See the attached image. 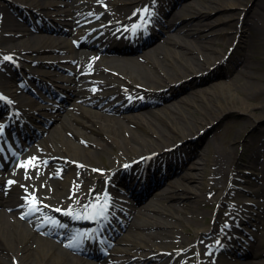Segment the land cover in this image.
<instances>
[{"label":"bare ground","instance_id":"bare-ground-1","mask_svg":"<svg viewBox=\"0 0 264 264\" xmlns=\"http://www.w3.org/2000/svg\"><path fill=\"white\" fill-rule=\"evenodd\" d=\"M243 1L180 0L178 4L170 9L171 13L167 20L156 15H150L149 19L141 20L133 15L135 9L141 11L146 7L154 8L158 0H73L72 2H68V0H11L18 11L15 12L19 13L18 16L26 11L32 14L33 10H36L41 15L44 13V16L51 21L58 24L63 23L71 28L70 30H63V28L48 26V23L38 28L35 27V24L29 23V29L22 31L20 27L23 24L19 21L18 16L16 17L14 14L9 17V24L3 23V31L10 33L11 36L9 38L10 44L5 42L1 46V52L5 57H15L19 65L13 66L14 74L9 72L8 76H5L1 71L7 67L9 61L8 59L0 60V86L11 84L15 82L14 79L25 84L22 96V92L19 91L5 92V95L12 101L11 107L0 104V113H6L7 116L3 120L6 121L10 118L5 129L12 130V124L16 121V117H20V120L24 121L23 129H29L30 131L32 128L28 127L34 126V128L44 129L46 119L54 120L57 125L55 132L59 134L60 146L56 144L54 136H44L42 142L31 150L32 160L36 159L39 162L42 159L46 161L53 156L65 153V158L75 157L78 160L76 161L78 165L72 159L73 164L67 167L65 174L62 172L60 179L50 180L60 189L59 196L52 198V201L62 203L60 210L38 213L36 217L30 219L31 226L28 224L29 221L22 220L18 214L27 211V203L31 200L30 194H34L35 202L39 204L45 205L46 202H49L46 200L48 196L45 194L48 183L41 178L40 167L33 161L29 163L24 160L22 165L17 167L18 172L21 168L23 172L18 173L15 171L7 179L0 178V264H89L73 259L63 251H59L55 243L39 236L37 232L32 230L35 227L41 228L44 233L56 236L59 239H65L68 244H73L76 241L80 250L97 254L99 247L96 246L98 245L96 239L90 238L89 241L85 242L73 239L76 232L81 231V224H87L83 220L88 221V214H91L90 217L93 214H105L109 219L106 222L99 223V227L102 229V231H99L101 237L105 235L103 233L113 229L111 223L116 224L118 218L131 220L136 217L137 219H145L148 222L145 225H138L137 223L130 225V235L118 242L126 245V248L118 251L117 259L119 261L117 263L104 262L103 264H180L186 260V255H182L179 250L169 249V246L173 243L183 246L186 243L185 239L187 238L184 230L191 225V222L187 220L185 214L187 211L190 213L195 211L186 208L184 203L193 206L203 202L202 197L209 192V185L195 183V177L191 176L189 170L197 169V164L195 162L190 164L192 154L188 152L187 143H189L190 138L195 137V134L200 135L208 131L209 126H213V123L223 122L227 115L238 110L236 106L238 104L241 106V113L252 115L256 105L248 102L250 97L259 98L263 96L261 103L264 102V76L262 75H256L260 87L254 93L255 96L251 94L249 97H241L233 88L234 83L242 75L253 77V72L248 68L253 69L256 66L250 61V55L251 58L254 56L259 58L261 53L257 50L256 53H253L251 46L255 48L254 42L256 40L261 41L264 37H261L264 34V0H254L249 7L248 2L250 0ZM19 3H21L20 7L22 9L16 5ZM134 3L135 5L132 6ZM60 4H64L65 9L59 7ZM96 4L98 7H96ZM245 9L247 10L245 11ZM214 11H218L215 18L211 14ZM237 13H239L238 16ZM243 13L244 20L242 21L240 16ZM89 17L91 19L87 20ZM26 19L29 22V18ZM80 24H86L85 28L75 30V26ZM158 26L164 28V33L168 36L167 40L160 37L163 36V33L158 31ZM229 27H234L236 33L242 30L241 36L246 44L242 51V61L235 70L238 69V76H233L230 80L217 81L210 88L192 91V93H189L191 95H188L189 98H193L190 99L192 101L184 100L182 102L184 106H177V102L158 106V109L164 108L163 110L167 112L162 118L159 117V121L148 118V114L156 112L153 109L138 112L136 117L126 113V110L132 109L139 102H133L126 109L121 107L112 108L115 102L120 101L121 96L105 103L113 95L119 93L122 95L124 91H128L126 95L142 92L148 96L154 94L156 96L157 93L163 96L165 94L163 88H168V91L172 92L176 88L173 86L181 80L183 81L178 85V87L181 86L180 89L178 88L179 90L190 87L187 82L193 79L198 72L208 75L223 67L225 61L222 60L225 53L223 55L222 53L225 51L219 52L215 47L219 46L218 40L223 38L224 31ZM153 31L154 33H152ZM20 33L24 34L19 38ZM73 33H76L75 36L78 41L84 35L93 36L90 40L93 44L89 46L94 48L96 52L100 51L102 53V55H95L94 60L97 65H94V68H89L90 70L84 68L87 64L91 66L89 63V59L93 58L91 55L89 56V54L77 50L71 51L70 45L63 40L64 37L66 38ZM196 38L203 44L201 46L197 44L189 45L187 40L191 39L193 41ZM150 39L153 40L152 44L149 43ZM122 42L128 46H134L132 48L133 52L140 48H143V50L136 53L137 55H126L127 48H121L120 46ZM135 46L138 47L135 48ZM205 51L206 56L203 54ZM52 59L55 60L51 61ZM29 60L34 61L35 66L27 69L26 61ZM71 60L76 61L78 66L88 72L93 70L88 76L84 75L82 77L85 79L90 77L103 84H110L112 78L108 73L120 76L113 77L114 82L118 84L117 89L103 91L101 88L97 89L99 85L93 86V84H90L86 86L80 75L72 77L66 73L63 74L62 67H68L69 65L66 62ZM62 63H65V65ZM48 65L56 74H51L45 69ZM103 65L108 70L103 68ZM78 66H69V68L72 71H78L80 69ZM204 71L206 72L204 73ZM191 75L193 77L189 81H184L186 77ZM232 75H234V72ZM131 82L138 83L141 87L137 90L130 89ZM191 83L193 86L196 85V80L191 81ZM42 85H44L43 88ZM55 90L71 92V110L69 105L65 106L66 115H63L60 110L62 107L57 104L58 100H55L54 104L49 106V109H47V105L36 106L40 92L54 94ZM197 93H203V99L196 96ZM100 100L103 103L97 105L101 108L95 111L90 110L88 108L90 106L85 105H92ZM126 102L127 100L123 103L120 102V105H124ZM171 104L176 105L172 108L169 107ZM156 105L159 104L153 103L152 107ZM261 106L262 112H264V105ZM76 109L80 111L81 115L74 113L73 110ZM113 113L120 114L124 120L112 118L111 114ZM82 115H88V120ZM263 118L264 116H258L256 122ZM71 119L74 123L76 122L75 125ZM135 123L137 128L132 127ZM140 125L144 128H138ZM195 127H198L196 131L190 134L186 133L192 132ZM83 129H97L107 132L103 140L91 137L92 141L110 151V146L116 148L115 160L107 164L104 168L105 175H101L99 178L90 176L88 172L92 156H87L83 146L76 144L73 138L63 134V131H65V133L71 132L73 137L82 136ZM122 130L125 133L130 132L135 141L122 136L120 134ZM261 131L264 132V127ZM62 144L63 146H61ZM262 144L256 150L255 155L264 154V140H262ZM184 146L185 148H183ZM72 148H74L73 151ZM36 149H40V153ZM83 153L84 156L82 157ZM204 156L205 168H200L203 171L202 177L207 182L211 180L213 182L215 177L212 175L217 174L216 172L208 173L207 167L210 162H216V164L222 162L209 152H206ZM3 157L8 159L10 155L3 154ZM6 159L0 161V166L6 167ZM237 160H239L237 154L233 153V157L228 162L229 169L237 165ZM125 165L134 166L133 168L138 167L139 170L142 167L144 168L143 173H139L137 176L132 174L131 180L133 185L137 187L134 191L141 193V195H137L139 202L136 199L132 200L142 205L138 204L134 207L131 200L124 207H120L112 202L115 197L119 196L121 198V194L116 196L102 193L105 182L117 177L122 170V166ZM176 165L182 170V175L176 181L171 179L168 182L173 192L169 194L170 196H167L164 193L165 189L156 187L172 175L170 169L173 170ZM151 167L155 168L154 174L156 177L152 176L153 180L156 181L155 184L149 178V173H146ZM162 169H166L167 174L161 175ZM57 172V170L53 171V173ZM209 177L211 178L210 181ZM8 179L14 183H7ZM137 179H140L141 184L147 186L145 190L139 188V184H135ZM210 187L211 189L214 188V186ZM70 188L72 189L70 190ZM150 189L153 191L147 196L148 198H144V194L148 193ZM223 198L225 199V195L221 190L216 192L211 199L219 200ZM166 202L170 206L168 214L164 213V210L168 208L164 204ZM145 205H147L146 210L148 213L139 211L140 207ZM56 206L60 205L56 204ZM17 207H22V209L10 210ZM69 211L72 213L70 216L65 214ZM164 215H169L171 221L167 222ZM63 216L65 219H62ZM50 220L58 223L53 224ZM60 225H63V227ZM104 229L105 232H103ZM208 231V228L198 226L194 230L195 238L191 239V242L205 243L204 236ZM220 234L223 244L230 243L228 245V247H231L230 250L236 249L238 252L242 248L243 245H239L242 238L234 232H221ZM208 244L210 242H206L205 246ZM224 247L226 246L224 245ZM258 252V248L250 246L252 255L255 256ZM205 258L206 255H200L198 264H202ZM254 258L253 264H264V259L260 260L256 256Z\"/></svg>","mask_w":264,"mask_h":264},{"label":"rangeland","instance_id":"rangeland-1","mask_svg":"<svg viewBox=\"0 0 264 264\" xmlns=\"http://www.w3.org/2000/svg\"><path fill=\"white\" fill-rule=\"evenodd\" d=\"M60 1V0H59ZM65 1V0H63ZM72 2L73 0H68V2ZM174 1V0H173ZM222 1V0H221ZM223 1H227V0H223ZM247 0H244L243 2H246ZM252 2H254V0H250L248 3V7L251 6ZM134 4H132V6H134ZM61 8H64L65 5L60 4ZM96 7H98V5L96 4ZM65 9V8H64ZM236 10V9H233ZM247 9H245L246 11ZM13 11V6L11 3H9L8 0H0V25L3 23H10L9 17L13 16L12 14ZM129 11V10H128ZM126 11V12H128ZM218 11H214L212 12V16L213 18H215L217 16ZM245 13V12H244ZM244 13L242 14V16H240V20H244ZM28 16H31L30 14L27 13ZM239 15V13H237V16ZM89 20V19H88ZM47 23L51 26V27H55L57 28L58 23L53 22L51 20H47ZM23 24V23H22ZM39 25V24H38ZM235 25V24H234ZM241 25V23H240ZM28 26L26 25H21L20 30L24 31V29H27ZM61 27H67L65 26V24L62 23ZM70 28V27H67ZM240 28V27H239ZM241 31L239 30L238 33L235 32L234 27H229L227 28L224 32V36L222 39H219V46H216L215 48L219 51V52H223L227 51V52H232V48L235 47L232 55L229 58L228 64H225L223 67L217 69L216 71L212 72L211 74H202L203 72H198L197 74H195L194 78L191 79L193 77V75L188 76L184 79V81H190L187 82L189 83L190 87H187L185 89H180V87H178L179 83L181 81H179L175 86L176 87L172 92L168 91V88H163L165 89V94L163 97L161 94L159 95V93H157V95H150L148 96L145 93L139 92L135 94H127L126 93L128 91H124L121 93H119L118 95H113L111 97L110 100L105 101L109 102V101H113V99H117V96H121L120 101H117L114 103L113 107H125L126 104L124 105H120V102L123 103L125 101V99L129 102L130 100V96H135V97H141L139 100L141 101V103H139L136 107H132V109H129L126 112H129L130 115L132 117H136V115H138L137 112H143V111H150V109L156 110L155 113H151L148 114V118H151L153 120H158L159 121V117L162 118V116L166 115V111H164L162 108L161 110L158 109V106L160 107V105L162 104H170V103H175L177 102V106L181 107L184 106V103H182L184 100H190L193 98H189L188 95H186V92L189 90H194V89H198L201 90L202 88H210L214 83H216L217 81L220 80H224L225 78H228V80L230 79V75L231 78L234 76H238V69L237 71L236 68L237 66L240 64V62L242 61V51L244 49V46H246V44L243 41V38L241 36ZM166 35V34H165ZM263 35H261V37H263ZM73 37L74 36H68L65 40V37L63 38V40H65V42H67V44L69 45H73ZM9 38L7 35V32L3 31V28H1L0 30V45H4L5 42H7L8 44H10L9 42ZM164 39H168V36L166 35ZM249 40V39H248ZM197 41V42H196ZM187 42L189 43V45H194L197 44L199 46H201L203 44V42H201L200 40H198V38L193 39V41L191 39L187 40ZM249 42V41H248ZM247 42V43H248ZM255 43V48L254 46H251V50L253 51V53H256V50L259 51L261 54L259 55V58H256L255 56L253 58H251L250 55V61H252V63L255 64L256 67H254L253 69L248 68L249 70H251V72H253V77H251V75H242L239 80H237L234 85V91L241 97H249L251 96V94H253L255 96V92L259 90L260 87V83L259 81H257V76L256 75H262L264 76V37L262 38L261 41H257L254 42ZM71 47V46H70ZM171 48L173 46H170ZM178 50V49H176ZM83 51H89V49H82L81 48V53ZM87 54H95V51H90V52H86ZM252 53V52H251ZM206 56V51L205 53H203ZM224 54V52L222 53V55ZM203 55V56H204ZM35 57V55L33 56ZM241 57V58H240ZM2 57L0 56V59ZM89 63L91 64V66L89 64H87L86 66H84V68H94V65H97V62L94 59H89ZM73 65V62H71V66ZM34 66L33 62H27L26 63V67L27 68H32ZM74 66H78L77 63L74 64ZM80 67V66H78ZM103 68L107 69L106 66L103 65ZM49 73L51 74H55V72L50 69V68H45ZM65 69V68H64ZM90 70V69H89ZM108 70V69H107ZM69 71L71 73H73L72 77H77L80 75L81 76V80H83L84 84L86 86H89L90 84H93V86L95 85H99V87H97V89H102L104 90H110L113 91L115 89H117V82H114V78L113 77H120V76H116L114 74H110L108 73V75H111L110 78L111 79V83L110 84H103L97 80H93L90 77H87V79L82 78L85 76H88L89 73H92V71H87L83 68L80 67V69H78V71H73L71 70V68L67 69V73H69ZM234 71V75H232ZM206 71H204L205 73ZM5 73L2 71V74ZM106 73V72H105ZM64 74H65V70H64ZM8 75V74H6ZM71 75V74H70ZM203 75V76H202ZM202 76V77H201ZM122 78V77H121ZM196 80V85L193 86V84L191 83V81H195ZM132 84L129 88L130 89H139L141 87V85H139L138 83H130ZM179 88V89H178ZM96 89V90H97ZM177 89V90H176ZM64 96L66 97L64 99V101H67V104H69V107L71 106L70 100H71V95H70V91H68L67 93H64ZM196 96H200L201 99H203V93H197ZM218 97V96H217ZM189 98V99H188ZM219 98V97H218ZM68 99V100H67ZM263 99V96H260L259 98L256 97H250V99L248 100L249 103L256 105L252 111V115L246 114V113H241V106L238 104L236 105L238 110H236L234 113L227 115L226 119L223 122H215L213 123V126H209L208 131L201 133L200 135H196L195 137L190 138L189 143H187V148H188V152H190V154L194 153L192 156V161L190 164L192 163H196L197 164V169L195 170H189L191 173L192 177H195L196 182L195 183H205L206 185H210L214 183V188L211 191H220L222 189L229 188L230 186V178H232L233 175L230 174H235V180L237 179L235 185L232 186V188L230 189L227 198L224 199L223 202L217 201V200H210V198H208L206 195L204 197H202V199L204 200L203 202H199L198 204H195L193 206H190V204L188 203H184V206L186 208H190L191 210L195 211L193 213L190 212H186L185 217L187 218V220H189L191 222V225L189 227H187L184 231H185V237L187 239L185 245H192L193 243L191 242V239L195 238V234H194V230L198 227H207L209 229V231L213 228L214 224L216 223V225L218 227L220 226H224L225 223L230 224L229 222V218L232 215L229 211V207L228 206H233L232 201H236L238 202V200L236 198H234V196L236 194H241V190L242 187L245 186V184H237L238 180L240 178V176L242 175V173H253L254 174V179L252 178V180H250V183L253 184V186H255L258 189V192H262V190L264 191V154H257L255 155L256 150L262 146V140L264 139V133L261 131V129L264 127V118L262 120H259L256 122V119L258 116H264V112H262V106L264 105V102L261 103V100ZM192 101V100H190ZM194 101V100H193ZM101 101H98L99 104ZM153 103H157L159 105H156L155 107H152ZM261 103V105H260ZM65 102L62 103L63 106H65ZM176 104H171L169 107H175L174 105ZM86 106H90L88 107L90 110H97L98 108L100 109L99 106L97 105H87ZM157 108V109H154ZM71 110V107H70ZM264 110V107H263ZM63 111V109L61 110ZM74 113L76 114H80V111L73 110ZM137 113V114H136ZM160 114V115H159ZM63 115H66L65 112H63ZM81 115V114H80ZM254 115V117H253ZM112 118L114 119H119V120H124L122 119L121 116L119 115H115V114H111ZM130 116V117H131ZM82 117H84L86 120H88V115L84 116L82 115ZM73 124L75 125L76 122L74 123L73 119H71ZM227 122V123H225ZM60 123V122H59ZM136 124V123H135ZM133 124V128H137V124L135 125ZM57 126V125H56ZM56 126L55 125H49V133H47L50 136H54V140L56 142V144H59L60 146V139H59V134L55 132L56 130ZM259 127H261V129H259ZM138 128H144L142 127V125L138 126ZM198 129V127H195L192 132H186V133H193L194 131H196ZM48 130V129H47ZM83 134L82 136H75L73 137V134L71 132H67L65 133V131H63V134L66 135L69 138H73V140L75 141L76 144H79L81 146H83L86 151L87 156H92L89 168H88V172L89 175L92 177H96L99 178V176L103 175L102 170L104 171V168L107 166V164L110 161H114L115 160V151L116 148H114L113 146H110V150L104 149L103 147H101L99 144H95L91 137L93 138H98L100 140H103L106 136L107 132L104 131H99L97 129H83ZM120 134L126 138H130L132 141H135L134 137H131L130 132L125 133L123 130L120 132ZM63 146V144L61 145ZM74 146V145H73ZM113 148V149H112ZM185 148V146L183 147ZM74 150V148H72V151ZM76 151V149H75ZM84 151V152H85ZM204 151L211 153L212 156L219 158V160L222 163L216 164L213 162H210L207 170L208 173H213L216 172L217 175H212L215 177V181L211 180V176L209 177V181L207 182L206 179H203V171L200 169H204V158L206 155V152L204 153ZM203 152V155H202ZM201 153V154H200ZM233 153L237 154L239 160H237V165L231 167V169H229L228 167V162L230 160L231 157H233ZM84 156V153L82 154V157ZM70 158V157H69ZM75 161V163L78 165V161L75 157L70 158V160ZM70 160H67L65 158V153L64 154H59L56 157V160L52 161H48L47 163H45L43 169L41 170V178L43 180L47 181V187H46V191L45 194L48 196L46 197V200H48L49 203L51 205H62V203H57L52 201V198H56L59 196V187L57 185H55L53 182H50V180H56L59 179V175H61L60 173H52V169L58 168L59 170L65 172L67 167L71 166L70 164ZM259 160V161H258ZM154 163V162H153ZM153 163H151V165H153ZM45 167L47 169H45ZM221 167V168H220ZM223 168V170H222ZM129 172L128 170H124L123 173H127ZM133 172V171H131ZM170 173L172 174L169 177V181L172 179L174 181H176L177 178H179L182 175V172L180 171V167L178 168L177 165L174 167L173 170L170 169ZM161 174H167L166 169L162 170ZM227 177V178H226ZM204 180V181H203ZM168 181V182H169ZM113 181H111L112 183ZM168 182H166L165 184V190L164 193L166 195H169L171 192H173V189L171 186H169ZM261 182V183H260ZM50 184V185H49ZM202 185V184H201ZM200 185V187H201ZM241 187V189H239ZM72 188H70L71 190ZM104 190H106V188H104ZM209 190V189H208ZM234 195V196H233ZM240 200L244 201V198L242 196H239ZM62 200H64V198H62ZM242 202V201H241ZM167 204V203H166ZM138 206V205H136ZM168 206V205H167ZM135 207V206H134ZM168 208H170V206H168ZM264 208V204L259 206L258 209H255V211H259L261 209ZM144 209V207H143ZM142 208H140L139 211H141L142 213H148V211L143 210ZM250 209V208H249ZM166 214L169 213V209H165L164 210ZM214 211H217L219 214V217L217 219L214 220L213 218V213ZM222 212V213H221ZM264 212V210H262V213ZM140 214V212H139ZM260 214V213H259ZM164 218H166V221L170 222L171 219L168 216L164 215ZM255 220H257L256 223H253V227L254 230H256L255 233V246H257V248L260 247V251L258 252V255L264 257V216L263 218H257L254 217ZM174 221V220H172ZM217 222H219L217 224ZM138 224V225H145L148 222L144 219H137L136 217L132 218L131 220H123L122 222V226L121 224H119L118 226L121 228V236L122 238L128 237L131 232L130 229V225L132 224ZM203 225V226H202ZM234 225V223H233ZM155 230V229H153ZM140 231V230H138ZM178 231V230H177ZM208 239H211V241H216V236H210L208 235ZM126 248V245H119L118 246H113V248ZM183 247L182 245H179L178 243H173L171 246H169V249L171 250H176V249H183L181 248ZM192 249L190 250L191 252H183V255H186V264H196L197 262V258H198V249L195 247H191ZM200 252H207L208 248L204 247V244H201V249H199ZM112 252H114V250H111ZM207 254V253H206ZM114 255L110 256L112 260H114L113 257ZM213 255L209 257V261H213ZM253 258V256H250L248 259V264H251L250 259ZM223 261H225L227 264H233V261L230 259V255L228 256H222ZM216 261V260H215ZM213 261V262H215ZM205 264H209L205 263Z\"/></svg>","mask_w":264,"mask_h":264},{"label":"snow or ice","instance_id":"snow-or-ice-1","mask_svg":"<svg viewBox=\"0 0 264 264\" xmlns=\"http://www.w3.org/2000/svg\"><path fill=\"white\" fill-rule=\"evenodd\" d=\"M141 12L143 13V14H147V15H149L150 16V13H149V9L146 7V8H144V9H142L141 10ZM4 59H10V57H4ZM0 99H3V97H0ZM29 163H31V161L29 162ZM33 167H34V165H33ZM9 184H12V183H14L13 181H9L8 182ZM31 195V200H29V203L31 204V203H33V202H35L36 201V198H35V196H34V194H30ZM86 209H87V206H86ZM37 209H36V207L35 206H33L31 209H30V213L31 212H34V211H36ZM57 211H59V210H57ZM29 213V214H30ZM66 215H72V213H71V211H69V212H67V213H65ZM25 217L24 216H21V219H24ZM50 222L51 223H53V224H57L58 222L57 221H52V220H50ZM61 227H63V225H60ZM69 247H76L77 246V242L76 241H74L73 242V244L72 245H68Z\"/></svg>","mask_w":264,"mask_h":264}]
</instances>
